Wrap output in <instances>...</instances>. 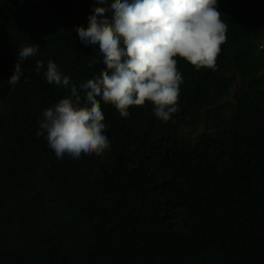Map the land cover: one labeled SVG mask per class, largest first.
Returning <instances> with one entry per match:
<instances>
[{"label":"trees","instance_id":"trees-1","mask_svg":"<svg viewBox=\"0 0 264 264\" xmlns=\"http://www.w3.org/2000/svg\"><path fill=\"white\" fill-rule=\"evenodd\" d=\"M98 6L0 0V264H264V0H218L216 67L177 58L167 122L101 101L110 150L57 159L36 133L70 90L43 71L52 60L76 85L101 73L76 32ZM22 44L39 52L12 86Z\"/></svg>","mask_w":264,"mask_h":264},{"label":"clouds","instance_id":"clouds-1","mask_svg":"<svg viewBox=\"0 0 264 264\" xmlns=\"http://www.w3.org/2000/svg\"><path fill=\"white\" fill-rule=\"evenodd\" d=\"M95 2L99 6L88 17V27H78L76 32L85 46H98L105 66L101 73L76 85L52 60L43 71L49 84L70 90V95L42 112L36 133L45 137L61 160L65 156L78 160L82 154L101 156L110 150L101 101L122 118L130 115L132 107L151 104L155 117L167 122L178 110L182 75L177 58L197 70H214L227 38L218 0ZM38 52L36 44L20 45L10 85L15 86L23 75L21 62ZM43 69L44 63L36 60L37 74Z\"/></svg>","mask_w":264,"mask_h":264}]
</instances>
